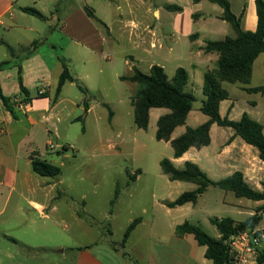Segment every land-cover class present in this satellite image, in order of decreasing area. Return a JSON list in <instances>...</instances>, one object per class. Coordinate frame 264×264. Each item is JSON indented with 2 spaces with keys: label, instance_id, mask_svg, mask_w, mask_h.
Listing matches in <instances>:
<instances>
[{
  "label": "crops",
  "instance_id": "1",
  "mask_svg": "<svg viewBox=\"0 0 264 264\" xmlns=\"http://www.w3.org/2000/svg\"><path fill=\"white\" fill-rule=\"evenodd\" d=\"M50 1L63 2V0H0V29L4 30V34L10 35L9 40L1 42L7 49V58L2 53L5 58L3 61H11L9 66L0 71V86L6 97L11 98L12 102H18L12 113L5 108L0 99V264H212V260L205 255L206 247L201 246L194 235L176 234L178 225L185 221L190 222L187 213L189 214L191 206L195 204L187 203L171 208L167 204L176 198L161 196L153 206V212L149 213L146 207H142L140 215L128 219L126 229L135 219L140 218L141 221L122 247L120 244L123 237L120 241L113 239L115 232L112 230L113 227L111 229V224L103 226L88 221L86 203L80 205L73 197L61 190V180L49 179L50 177H43L34 172L33 159L46 160L54 164V156H64L72 149V146L65 144L62 150H59L53 140V137L58 139L59 134L57 129L54 132L51 130L50 123L55 116L54 109L60 103H64L65 89L68 85H75L67 82L60 94H56L63 65L61 59L48 52V30L39 25L35 18L48 22L49 12L52 17L62 22L60 31L64 34V41L68 42L67 47L76 48L73 50L76 56L73 54L70 58L64 59L66 62L74 61L75 57L82 58L86 50L95 51L101 48L106 40L104 34L102 35L94 25L93 21L96 20L86 13L85 7L89 8L88 2L82 0L81 6L76 8H73L72 4L65 5L63 9L68 11V14L60 19L59 9L55 10L57 14L55 15L49 8ZM208 2L211 5H208ZM229 2L233 13L242 18L243 29L256 31L258 25L256 0H229ZM84 3H87V6H83ZM107 4L109 5V3L102 5L107 7ZM168 6H178L182 10H170ZM25 7L39 10L46 19L42 20L23 12L22 9ZM90 9L102 23L96 22L104 25L107 33L110 34L111 29L106 19L98 15L96 8ZM132 11L134 17L127 21L130 25L127 29L130 37L138 39L136 47L144 54L162 56L168 50L167 54L171 55L178 47L185 49L188 47V53L192 57V62L189 64L192 74L189 68H179H184L188 72V84L192 87L198 82L194 74L196 70H203L204 76L205 72L216 67L219 58L217 53H206L203 50L205 41L236 37L232 24L222 18L224 13L222 7L209 0L198 2L163 0L161 3L140 0L135 2ZM120 24H123V19ZM155 26H158V29L162 28L160 34L155 31ZM182 40H185L184 46ZM34 42H38L37 47L30 51ZM8 47L14 50L13 56L8 52ZM260 59L264 67V53H262L254 62L250 84L239 85L237 92L241 90L247 92L246 87L264 85L255 82L257 80L255 75L259 70L257 63ZM154 65L160 66L151 64L149 72ZM20 67L24 85L29 91L28 97L32 99L26 104L20 103V99L24 98L20 96ZM161 67L164 68V65ZM135 68L133 67L131 74L123 76H131ZM263 74L264 68L260 75ZM74 77L79 81L82 79L79 73ZM123 82L136 84L130 81ZM87 89L91 92V87ZM249 94L264 95V93ZM229 95V99L220 104V114L233 120L237 98H231L230 93ZM49 97L54 99L52 107H48ZM69 101L71 106L75 105L80 111H85L80 107L81 100ZM248 107L257 110L260 104L252 101ZM92 109L93 105L89 104L86 115L90 114ZM247 109L245 112L262 124L261 114L259 112L253 114L252 110ZM192 112L193 110L187 117L186 125L174 130L173 139L185 133L187 127L196 128L209 120L207 115L203 117L193 115ZM168 113L170 110L167 108H151L149 125L151 121L157 123L161 116ZM193 116L197 121L196 126L189 125V120ZM78 119L75 118V121H79ZM214 134L220 136L217 145ZM210 135V145L200 149L190 148L180 158L174 157L173 150L174 165L177 168L181 165L183 168L185 162L191 161L196 163L209 178L215 179L214 181L240 171L251 187L262 190L264 160L259 158L258 150L248 145L241 137L234 136L235 132L232 128L212 124ZM137 182L136 178L131 183V188ZM253 204L259 207L264 205V201H255ZM160 214L165 215V218L162 217L164 220L160 219ZM253 214L250 213L248 217ZM114 218L113 213L112 220ZM59 220L66 221L64 227L60 226ZM220 237L219 234L215 238Z\"/></svg>",
  "mask_w": 264,
  "mask_h": 264
},
{
  "label": "rangeland",
  "instance_id": "2",
  "mask_svg": "<svg viewBox=\"0 0 264 264\" xmlns=\"http://www.w3.org/2000/svg\"><path fill=\"white\" fill-rule=\"evenodd\" d=\"M81 1L63 0L59 3L50 1L48 6L54 13L56 9H59L58 16L62 19L68 14V11L63 9L65 5L72 4V7L76 8L81 6ZM83 1L88 2L89 8L98 10V15L106 19L111 32L108 34L104 25L92 20L100 33L106 37L103 45L95 51L86 50L82 58L75 57L74 61L67 60L71 73L74 76L79 73L82 76L81 85L84 88L91 87V92L86 94L77 85H68L65 89L64 103H60L54 109L55 116L50 126L53 132L55 129L58 131L59 138L53 137V140L59 150H62L65 144L72 146V149L64 156H54L53 160L54 164L61 169V176L57 178V181L61 180L60 189L73 197L80 205L83 202L86 203L85 210L89 222H96L103 226L111 224V229L113 227L112 230L115 232L113 239L120 241L128 219L140 215L142 207H146L149 213L153 212V206L161 196L178 198L182 193L196 188V185L190 182H172L163 173L160 162L165 158L172 160L173 148L169 143L156 139L157 123L151 121L147 130L136 126L131 97L137 85L121 81L120 76L131 74L133 67L148 74L151 64H159L164 65L169 80H172L177 68H189L192 57L188 53V47L186 49L178 47L171 55L167 54L168 50H166L162 56L146 55L136 47V42L139 41L129 36L127 28L130 25L127 21L134 17L132 8L135 2L140 0ZM152 1L161 3L163 0ZM104 3L109 5L104 7L102 5ZM86 4L84 3L83 6H87ZM208 5L211 4L208 2ZM48 17V22L35 18L39 25L48 30V52H52L59 59H68L75 55L73 50L76 48L67 47L68 42L64 41V34L60 31L62 22L52 17L49 12ZM122 19L123 24H120ZM152 20L156 22L153 17ZM155 31L160 34L162 28L158 29V26H155ZM3 34L4 30L0 29V62L7 58V49L1 42H6L10 36L9 34L3 36ZM184 43L185 40H182L183 46ZM2 53L5 54V58ZM132 57H134L133 61ZM261 62L262 59L257 63V70L258 68L259 70L255 75L257 80H254L257 84L264 83V74L260 75L264 68ZM189 72L192 74L191 68ZM194 74L198 82L193 87L190 84L186 87V91L193 93L196 97L192 113L207 117L200 111L205 98L202 92L203 70L198 69ZM223 85L231 94V98H237L232 115L233 120H239L242 113L249 108L253 114L256 112L261 114L260 118L264 125L263 94H249L243 90L237 92L240 83L224 82ZM70 99L81 100L80 107L84 110L85 103L93 105V109L86 115V111L82 112L77 106H71ZM252 101L259 102L260 107L257 110L248 107ZM104 103L113 112L111 121L109 109ZM52 106H54V99L49 97L48 107ZM225 109L224 106V112ZM75 118H82V121H75ZM196 124L197 121L193 116L189 120V125L196 126ZM214 136L215 145H217L220 136L217 134ZM178 168L182 166L178 165ZM138 169L142 172L137 174L138 182L131 188V185H128L130 175L127 170L134 174ZM117 188L119 199L114 207L115 218L112 220L110 203ZM253 203L255 201L238 198L230 191L211 187L199 197L194 206H191L189 214L187 213L188 220L193 224L201 225L210 236L217 237L219 232L211 224V218L230 217L237 221L246 220L250 213H255L260 207ZM162 217L165 218V215L160 214V219L164 220ZM59 223L61 227H64L66 221L59 220ZM262 224L259 227L264 228Z\"/></svg>",
  "mask_w": 264,
  "mask_h": 264
},
{
  "label": "trees",
  "instance_id": "3",
  "mask_svg": "<svg viewBox=\"0 0 264 264\" xmlns=\"http://www.w3.org/2000/svg\"><path fill=\"white\" fill-rule=\"evenodd\" d=\"M196 2L200 0H195ZM212 3L220 5L224 11L222 18L232 24L236 37H226L223 40H206L203 50L206 53H217L219 55L216 67L204 73L203 76V95L200 111L209 117L204 124L192 128L187 127L185 133L173 139L172 133L179 126L186 125L187 117L193 110L196 97L193 93L186 91L188 84V72L184 68H178L173 79L169 80L163 67L154 65L148 74L135 68L131 76H122V81L136 83L138 88L131 97V105L134 108V122L139 129L147 130L150 122L151 108H167L170 113L163 115L157 122L156 139L158 141L169 142L174 150V157H182L190 148L200 149L211 143L210 130L212 124L221 127L232 128L234 136L241 137L248 145L255 147L259 152V158L264 160V127L254 120L248 113H243L239 120H231L228 117H222L220 114V104L229 99V92L223 87V83H240L249 85L252 79V69L258 56L264 53V0H256V10L258 16V25L256 31H246L242 27V18L237 17L231 8L229 0H209ZM170 10L181 11V7L168 6ZM23 12L45 20L46 17L39 10L33 7H25ZM87 15L99 21L93 11L86 7ZM194 38V36H192ZM38 42H34L29 49L32 51L37 47ZM10 55H14V50L8 47ZM63 71L59 78L56 94H60L63 86L67 83H74L84 93L88 94V89L84 88L80 81L75 78L67 62L61 59ZM11 61L0 62V71L9 66ZM20 103H30L29 91L24 85L22 69L19 68ZM249 93H264V85L259 87H246ZM0 99L5 108L14 113V107L18 102H12V99L6 97L0 86ZM109 120H112L113 112L108 105ZM89 110V104L85 103V111ZM82 121V118L78 119ZM161 168L171 181L190 182L196 185L192 191L182 193L176 200L167 205L171 208L183 206L187 203L196 204L199 197L209 188L216 187L225 191H230L238 198H246L252 201H264V183L262 190H256L251 187L240 171L231 176L214 181L196 164L187 161L182 169L177 168L172 160L163 159ZM32 168L35 173L43 177L58 178L61 175V169L46 160L33 159ZM130 175V182L136 180L137 174L142 171L136 170ZM119 199V189L117 188L114 198L111 201L110 215L114 213V207ZM264 205L260 206L253 215L244 221H236L230 217L211 218L210 222L214 225L221 237L219 239L210 236L201 225L193 224L189 221L176 227V234L183 236L192 234L201 246L206 247V257L212 260V264H232L233 256L231 254L230 239L240 232L257 228L264 219ZM141 219H135L126 229L121 246H125L131 233L140 223ZM109 225V223H108ZM111 234V231L109 230ZM258 264H264V248L260 251Z\"/></svg>",
  "mask_w": 264,
  "mask_h": 264
},
{
  "label": "built area",
  "instance_id": "4",
  "mask_svg": "<svg viewBox=\"0 0 264 264\" xmlns=\"http://www.w3.org/2000/svg\"><path fill=\"white\" fill-rule=\"evenodd\" d=\"M229 243L232 264H258L259 253L264 248V228L257 227L240 232Z\"/></svg>",
  "mask_w": 264,
  "mask_h": 264
}]
</instances>
